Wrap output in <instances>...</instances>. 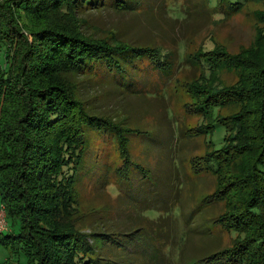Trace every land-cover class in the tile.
Returning <instances> with one entry per match:
<instances>
[{
    "label": "trees",
    "instance_id": "trees-1",
    "mask_svg": "<svg viewBox=\"0 0 264 264\" xmlns=\"http://www.w3.org/2000/svg\"><path fill=\"white\" fill-rule=\"evenodd\" d=\"M246 1L207 0L213 13L225 16ZM108 8L119 13L140 9L136 0H0V205L8 223V230L0 232V264H123L101 254L108 248L158 249L150 232L159 230L172 202L158 203L162 187L155 168L129 152L130 138L155 139L88 108L60 73L95 76L99 71L131 90L134 72L145 70L149 81L134 88L143 93L153 91L154 79L175 71L180 52L82 31L85 19L76 14ZM239 66L249 67L245 61ZM204 67L197 83L200 102L191 110L200 122L193 133L178 126L175 131L178 136L226 131L218 146L208 137L210 149L191 158L190 169L215 177L213 191L199 204L224 199L211 223L233 236L228 245L186 264H264V64L228 87L210 81ZM237 102L246 103L241 115L229 122L211 118L214 108ZM91 132L110 139L116 155L114 163H103L101 185L115 193L125 213L144 217L143 210L156 211V218L144 217L149 224L134 221L128 231L110 232L89 225L84 233L57 219L76 202L74 187Z\"/></svg>",
    "mask_w": 264,
    "mask_h": 264
},
{
    "label": "rangeland",
    "instance_id": "rangeland-1",
    "mask_svg": "<svg viewBox=\"0 0 264 264\" xmlns=\"http://www.w3.org/2000/svg\"><path fill=\"white\" fill-rule=\"evenodd\" d=\"M136 1L140 9L135 12L119 13L108 8L76 16L85 19L81 28L86 33H110L161 51L178 50L179 63L175 71L169 77L154 79L153 91L143 93L134 88L149 78L145 70L142 74L136 72L137 75L134 72L131 90V87L115 84L111 76L99 71L95 76L63 71L60 79L88 108L125 127L147 132L155 139L132 137L129 152L138 161L155 168L162 187L159 199L163 201L158 203L172 202L170 214L159 230L154 228L150 232L158 249L108 248L101 255L123 264H186L210 249L228 245L233 236L211 223L212 216L223 208L224 199L211 205L199 204L201 197L213 191L215 177L203 169L199 172L190 169V159L210 149L208 137L218 146L226 131L217 129L211 136H185L186 133L178 136L175 128H188V132L193 133L200 122V117L191 110L200 102L196 96L201 92L197 83L203 77L202 66L210 81L228 87L239 85L243 72L264 64V0H247L239 10L226 16L213 13L207 0ZM201 50L210 51L203 54ZM244 61L249 67L239 66ZM148 81L146 79L145 83ZM245 106L244 102L218 106L213 109L211 118L223 117L229 122L231 116L241 115ZM106 150L111 152L106 154ZM115 156L110 139L103 134L90 133L80 179L74 187L76 202L68 215L58 216L60 222L84 233L88 232L89 225L92 229L110 232L111 229L128 231L134 221L147 225L144 217H157L158 213L152 209L143 210L144 217L125 213L118 208L115 193L101 185L105 183L101 181L103 163H114ZM7 224L4 207L0 205V232L8 230ZM210 224L213 230L208 232V226L212 229ZM3 254L0 252V258Z\"/></svg>",
    "mask_w": 264,
    "mask_h": 264
}]
</instances>
